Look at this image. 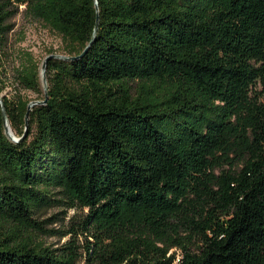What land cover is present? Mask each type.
I'll return each mask as SVG.
<instances>
[{"label": "trees", "instance_id": "obj_1", "mask_svg": "<svg viewBox=\"0 0 264 264\" xmlns=\"http://www.w3.org/2000/svg\"><path fill=\"white\" fill-rule=\"evenodd\" d=\"M20 10L66 55L91 40L46 95L23 52L28 113L1 94ZM0 94L16 136L28 116L14 141L0 106V264H264V0H0ZM51 206L77 209L57 246Z\"/></svg>", "mask_w": 264, "mask_h": 264}, {"label": "rangeland", "instance_id": "obj_2", "mask_svg": "<svg viewBox=\"0 0 264 264\" xmlns=\"http://www.w3.org/2000/svg\"><path fill=\"white\" fill-rule=\"evenodd\" d=\"M10 22L12 23V29L7 35L6 45L1 50L3 69L7 73L5 87L1 94L10 96L16 88L22 96L31 100L38 99L37 93L22 89L14 83L13 69L21 61L23 52H29L40 65L47 55L63 53L61 37L47 27L44 22L31 18L22 10L12 17ZM256 89L260 91L262 89L261 85L258 84ZM262 98L263 96H261ZM76 211L77 209L73 208L64 209L63 206L46 208L37 219L43 220L55 215L56 221L43 223L44 227L50 229V231L47 233H36L35 238L43 240L45 244L60 245L69 238V233H62L70 228L68 218ZM174 249L172 248L171 250Z\"/></svg>", "mask_w": 264, "mask_h": 264}, {"label": "water", "instance_id": "obj_3", "mask_svg": "<svg viewBox=\"0 0 264 264\" xmlns=\"http://www.w3.org/2000/svg\"><path fill=\"white\" fill-rule=\"evenodd\" d=\"M95 4H97V0H95ZM96 9H97V5H96ZM97 21H98V17H96V23H95V27H94L93 34L97 30ZM90 43H91V40L88 42V44L82 50V52L79 55H76V56H69V55H66L64 53H59V54L58 53H52V54L47 55L44 58V60L42 61L41 65H40V76H41V83H42V87H43V90H44L45 95H46V86H47L46 76H45V65H46L47 59L49 57H55V58H59V59H62V60H73V59L81 56L87 50V47H88V45ZM1 96L2 95L0 94V106H1L2 119H3L4 127H5V133H6V135L9 138H11L14 141L21 140L27 134V126H28V116H27V113H28V111L30 110L31 106L34 105V104H37V103H45L46 102V98L43 99V100L33 99V100H30L28 102V104H27V113L25 115V124H24L23 133L20 136H16L13 133V131H12V129H11L9 123H8V120H7V117H6L5 108H4V105H3V102H2Z\"/></svg>", "mask_w": 264, "mask_h": 264}]
</instances>
